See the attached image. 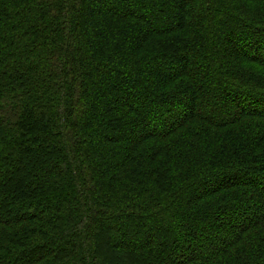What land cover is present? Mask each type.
Returning a JSON list of instances; mask_svg holds the SVG:
<instances>
[{"label": "trees", "instance_id": "trees-1", "mask_svg": "<svg viewBox=\"0 0 264 264\" xmlns=\"http://www.w3.org/2000/svg\"><path fill=\"white\" fill-rule=\"evenodd\" d=\"M0 264H264V0H0Z\"/></svg>", "mask_w": 264, "mask_h": 264}, {"label": "rangeland", "instance_id": "rangeland-1", "mask_svg": "<svg viewBox=\"0 0 264 264\" xmlns=\"http://www.w3.org/2000/svg\"><path fill=\"white\" fill-rule=\"evenodd\" d=\"M165 217H166L165 219H167L169 221V215H165ZM229 229H232V227H229ZM171 231H172V232H170L171 235H167V240L169 239V241L173 239V234L175 233V230L174 229H172Z\"/></svg>", "mask_w": 264, "mask_h": 264}]
</instances>
